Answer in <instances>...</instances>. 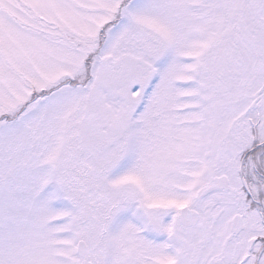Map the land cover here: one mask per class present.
<instances>
[{
	"label": "snow or ice",
	"instance_id": "snow-or-ice-1",
	"mask_svg": "<svg viewBox=\"0 0 264 264\" xmlns=\"http://www.w3.org/2000/svg\"><path fill=\"white\" fill-rule=\"evenodd\" d=\"M0 264H264V0H0Z\"/></svg>",
	"mask_w": 264,
	"mask_h": 264
}]
</instances>
